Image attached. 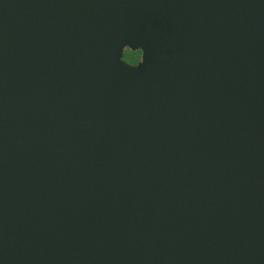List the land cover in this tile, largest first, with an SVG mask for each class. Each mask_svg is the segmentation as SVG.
<instances>
[{"label":"water","instance_id":"95a60500","mask_svg":"<svg viewBox=\"0 0 264 264\" xmlns=\"http://www.w3.org/2000/svg\"><path fill=\"white\" fill-rule=\"evenodd\" d=\"M0 264H264V0H0Z\"/></svg>","mask_w":264,"mask_h":264},{"label":"flooded vegetation","instance_id":"af4514ba","mask_svg":"<svg viewBox=\"0 0 264 264\" xmlns=\"http://www.w3.org/2000/svg\"><path fill=\"white\" fill-rule=\"evenodd\" d=\"M141 51L139 49H129L125 47L122 50L121 59L129 65H135L140 59Z\"/></svg>","mask_w":264,"mask_h":264}]
</instances>
